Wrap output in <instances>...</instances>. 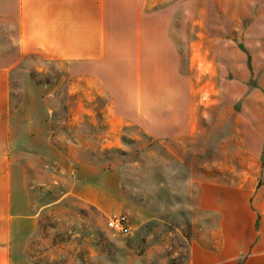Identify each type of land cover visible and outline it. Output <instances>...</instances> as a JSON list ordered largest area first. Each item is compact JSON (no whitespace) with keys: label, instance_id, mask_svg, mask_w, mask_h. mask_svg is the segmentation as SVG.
Listing matches in <instances>:
<instances>
[{"label":"rangeland","instance_id":"1","mask_svg":"<svg viewBox=\"0 0 264 264\" xmlns=\"http://www.w3.org/2000/svg\"><path fill=\"white\" fill-rule=\"evenodd\" d=\"M159 9L120 15L116 60L23 59L35 90L14 94L13 113L28 211L40 212L33 264H185L207 229L199 186L257 183L247 148L264 133V0ZM113 215L126 234L108 229Z\"/></svg>","mask_w":264,"mask_h":264},{"label":"crops","instance_id":"2","mask_svg":"<svg viewBox=\"0 0 264 264\" xmlns=\"http://www.w3.org/2000/svg\"><path fill=\"white\" fill-rule=\"evenodd\" d=\"M159 6L161 0H0V264H33L27 249L40 215L39 210L28 211L31 204L23 190L27 178L14 132V94L24 91L31 98L35 90L30 80L23 79V59L116 60L112 46L118 39L112 30H117L120 15L158 12ZM260 40L264 43V38ZM24 105L18 102L19 108ZM263 149L260 133L247 148L261 165L255 185L207 181L199 186L205 188L199 204L207 229L190 248L185 264H264ZM43 150L48 154L46 146ZM215 216L212 243L208 226Z\"/></svg>","mask_w":264,"mask_h":264},{"label":"built area","instance_id":"3","mask_svg":"<svg viewBox=\"0 0 264 264\" xmlns=\"http://www.w3.org/2000/svg\"><path fill=\"white\" fill-rule=\"evenodd\" d=\"M108 229L122 235L129 231L127 219L123 215H113L107 219Z\"/></svg>","mask_w":264,"mask_h":264},{"label":"trees","instance_id":"4","mask_svg":"<svg viewBox=\"0 0 264 264\" xmlns=\"http://www.w3.org/2000/svg\"><path fill=\"white\" fill-rule=\"evenodd\" d=\"M247 66H248V68H249V64L247 63Z\"/></svg>","mask_w":264,"mask_h":264}]
</instances>
